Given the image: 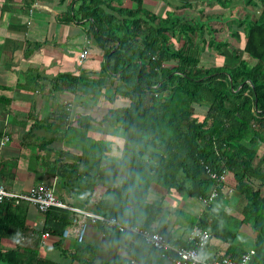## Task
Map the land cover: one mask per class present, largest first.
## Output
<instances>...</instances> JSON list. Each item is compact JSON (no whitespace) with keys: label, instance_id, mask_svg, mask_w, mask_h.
I'll return each instance as SVG.
<instances>
[{"label":"trees","instance_id":"16d2710c","mask_svg":"<svg viewBox=\"0 0 264 264\" xmlns=\"http://www.w3.org/2000/svg\"><path fill=\"white\" fill-rule=\"evenodd\" d=\"M132 2L135 8L115 6L111 0H80L72 11L77 20L88 21L87 35L93 37L96 52L103 55L98 77L89 80L87 86L96 88L102 75L108 77L104 85L115 80L116 85H108L112 105L102 108L99 118L87 112L68 117V110H63L53 117L57 122L53 127L46 120L43 124L34 120V126L55 134L39 147L58 139L65 148L50 146L52 156L64 155L65 161V156L71 160H46L35 154V144L26 169L41 176L34 166L45 161L47 177L55 178L56 185L66 186L72 198L82 194L91 202L92 211L160 232L166 239L165 227L152 224L163 211L161 199L151 198L149 191L160 187L165 192H183L200 203L215 186L216 196L207 206L200 203L198 216L182 209L176 214L207 229L210 239L224 244L222 254L234 260L247 250L236 244L240 226L247 225L253 234L248 264H264V0H245L255 7L248 10L250 18L248 12L237 13V18L230 12L231 20L224 21L227 28L234 23L230 35L241 41L239 49L244 57L233 53L234 64L225 60L209 66L201 65L196 40L190 35L196 33L198 41L212 47L220 57L228 43L214 37V24L198 22L194 9L189 10L190 23L175 16L177 8L188 7L190 2L165 10L160 17L149 14L141 0ZM57 77L70 91L77 89L82 79L70 73ZM91 122L109 125L114 130L112 135L105 132L110 141L93 137ZM70 145L77 146V153L71 154ZM108 161L123 175L116 181V177L111 179L113 182L98 189L95 196L94 176ZM204 166L214 172L224 171L225 180L220 183L208 178ZM81 178L88 179L91 187L81 188ZM22 202L26 201L15 205L0 202V234L18 238L30 231L24 223L26 205ZM42 213L44 224L33 232L35 239L42 231L60 236L70 222V213L63 208L50 207ZM93 224L106 235L108 243L123 247L126 254L106 257L97 254L99 246L79 243L67 264H129L131 259L139 264H164L159 253L138 235ZM180 244L192 245L188 241ZM207 247L202 250L204 255L208 254ZM0 264L64 263L36 256L34 251L23 255L17 248H3Z\"/></svg>","mask_w":264,"mask_h":264},{"label":"crops","instance_id":"0c3cea01","mask_svg":"<svg viewBox=\"0 0 264 264\" xmlns=\"http://www.w3.org/2000/svg\"><path fill=\"white\" fill-rule=\"evenodd\" d=\"M187 1L191 3L186 7V10H189L194 0H169L168 2L147 0L146 3L141 0V5L143 2L155 13L158 11L157 6L164 12L177 6L180 7ZM216 1L218 2H215V5L224 7L221 11L226 7L230 9L233 7L229 5V2L225 3L226 0ZM79 2L80 0H31L29 2L26 0H0V140L4 135L8 136V139L0 144V181L12 191H25L29 185L37 183L28 180L34 174L26 169L27 157L33 153L35 144H37L35 154L37 153L45 159L47 156H52L53 152L50 151V146L65 148L63 142L58 139L53 140L49 145L45 144L44 148L39 147V143L55 134L47 132L42 126H34L33 123L36 121L43 124L46 120V123L53 127L57 123L56 120H52L53 117L63 110H68V117L84 114L85 112H81V110L92 106V101L96 97H93L94 92L98 95H109L111 87L108 85H116L115 80H112V84L104 85L108 77L102 75V82L96 88L87 86L92 77H98L97 71L102 64L103 55L101 52L96 54L89 52L90 45H94V41L91 35H87L88 21L77 20V16H73L72 13ZM111 3L115 6L132 7L134 5L132 0H111ZM203 3H205L206 10L204 8L194 10L196 13L203 12L207 17L206 13L211 11L208 7L211 9L214 7L211 6L213 4L210 3V0H204ZM237 6L235 5L234 8ZM189 15L191 16V14ZM219 19L220 16L212 21L216 22ZM82 48L87 49V54L79 60ZM90 57L93 58L89 59ZM60 73H70L82 77L76 85L77 89L70 91V87L68 88L65 83L58 80L57 76ZM98 98L99 96H97ZM110 100L113 101V98ZM112 101L109 106L104 105V107H110ZM26 132L29 136L25 137L27 140L24 139ZM24 140L29 144L24 145ZM67 148L72 155L78 151L73 146ZM37 163L34 167L37 171L42 172V181L52 183L50 177H47L48 170L45 168L47 166L45 161L42 163L37 161ZM40 165L44 166V169ZM109 165L108 162L98 170L101 177L98 180L94 179L97 182V185L94 186L97 188V192L93 193L95 196L99 195L98 189L101 190L113 182L111 179L116 177L114 180L116 181L120 175H123L122 172L118 174L114 164ZM103 171L105 173H101ZM109 172L112 174L108 177ZM54 186L56 190V182ZM151 193L155 198L161 199L163 209L159 220L153 221V226L163 225L168 232V240L172 244L181 245V242H187L186 236L193 224L182 215H177L176 211L182 209L198 216L202 209L198 200L195 199V202L186 200L184 204V199L187 196L183 192H165L160 187L153 188ZM56 195L72 204L70 194L56 193ZM24 203L26 205L24 223L30 231L25 236L24 234L22 237L20 236L21 238L0 234V249L17 248L23 255L34 251L36 256L40 250H48L46 253L49 252L48 254L53 256L54 260L64 264L68 263L69 254L79 243L99 246L97 254L102 253L106 257L113 254H126L123 247L108 243L106 235L93 223H87L80 240L75 238L70 222L64 226V229H69L66 235H63V229L60 236L50 234L41 240L39 234L35 239L33 232L43 226L45 218L35 206L27 202H22L21 205L24 206ZM84 203L86 208L79 207L92 211L91 202L85 200ZM0 209H2L1 206ZM240 229H242L243 235L245 234L252 240L253 234L247 225H241ZM207 246L206 251L210 255L224 250V244L216 238H211ZM129 264L139 263L131 259ZM164 264H167L165 260Z\"/></svg>","mask_w":264,"mask_h":264},{"label":"built area","instance_id":"2783aa9c","mask_svg":"<svg viewBox=\"0 0 264 264\" xmlns=\"http://www.w3.org/2000/svg\"><path fill=\"white\" fill-rule=\"evenodd\" d=\"M87 54V49L82 48L79 53V60L84 58ZM8 139L7 135H4L0 144H3ZM204 172L208 178L213 179L216 182H223L225 180V173H220L210 170L207 166H204ZM231 189H229L230 191ZM216 188L212 187L206 197L200 198L202 206H207L212 199L216 196ZM12 201V205L19 203L20 201H26L35 208L44 212L50 207L63 208L70 213V225L74 231L76 239L80 240L83 236L87 223H99L107 227H116L120 232H128L141 237L145 243L149 244L155 251L159 253L167 264H248L253 250L248 249L240 254V256L234 260L231 257L224 256L222 252H216L212 255L203 254L202 250L208 245L210 240L209 231L205 228L193 225L187 233L186 240L192 243L191 246H182L178 244H172L164 235L157 231H150L147 228L139 227L135 224L121 223L115 217L106 216L94 211L81 208L79 206L70 204L59 198L54 191V182L52 183H35L30 185L25 191L15 192L7 189L3 182L0 181V202ZM68 228L63 230V235H66ZM50 236L47 231L40 233V239Z\"/></svg>","mask_w":264,"mask_h":264},{"label":"rangeland","instance_id":"374dc122","mask_svg":"<svg viewBox=\"0 0 264 264\" xmlns=\"http://www.w3.org/2000/svg\"><path fill=\"white\" fill-rule=\"evenodd\" d=\"M161 1H167L168 2L169 0H161ZM203 1L204 0H202V1H198V0L196 1V0H194V2L191 5V8H193L195 10L200 9V8H204L205 3H203ZM143 2L146 3L147 0H143ZM143 2H142V6L144 7L145 10H147V9L149 10V11H147L149 14H154V15H156L158 17L164 16L163 11L159 9V6L156 7V9L158 11L155 12V13H153L151 7L146 6L145 4H143ZM215 2H218V1H216V0H210V3L213 4V5H211V6L214 7L213 9L209 8L208 6H206V7H208L209 10H211L209 13H206L207 17H205V14L203 12L196 13V14L193 15V17L195 19H197L198 22H199V19H201V20H204L205 23L214 24V26H216V28H217V31L214 33V37L216 39L217 38L218 39L219 38H224L227 41V43H228V47L223 48L224 56L223 57H220V56H218L216 54L215 50L212 47H209L208 45H206V44L201 43L200 41H198V39H197L198 36L196 35V33L191 34L190 35L191 38L194 39V40H196V43H197L196 48L198 49V55H199L198 57L200 59L201 65H203V66H209L211 63L212 64L213 63L214 64H222V62H225V60L227 62L231 63V64H234L236 61L234 60V57L232 56L233 53H239L241 58L244 57V54L239 49V45H241V41L240 40H235L230 35L231 29L233 30L235 28L234 23H231L230 22L229 23V26L227 28V26L224 25V21H226L227 19H230L231 20V17L228 14L230 12H231L233 18H237V13L243 15L244 13H247L248 10L250 11V10H253L255 8L253 5L247 4L245 2V0H226L225 3L229 2L230 3L229 5H232L233 7L231 9L228 8V7H226L224 10L221 11V9H223L224 7L215 5ZM257 3L260 5V1H257ZM235 5H238V6L236 8H234ZM123 6H125V5H123ZM132 7L135 8V5H133ZM191 8H189V10ZM186 9H187L186 7L176 9L175 16H178V17L184 19L186 22H189L190 23V15L189 14H191V13H190L189 10H186ZM197 12H199V11H197ZM140 14H142V12ZM219 16H220L219 21H217L216 23H212L214 21L213 19L214 18H217ZM250 17H251V15L249 13L248 14V18H250ZM204 34L206 35V33H204ZM96 50L97 49H96L95 45H90L89 52H91L92 54L93 53L96 54L97 53ZM93 57L95 58V55H93ZM93 57H90L89 59H92ZM90 80L93 82L96 79L92 77ZM106 92L108 93V91H106ZM110 94H111V90L109 92V95L108 94H101V95H98L97 94L96 95V93H93V95H95L96 97L92 101V103H93L92 106L90 108L87 107V108L81 110V112H87L89 114H92L93 117L99 118L100 117V114L104 111V109H102L104 107V105L109 106L111 104V100H110V97H109ZM97 96H99L98 99H97ZM105 132L107 134H109V135L114 134V130L109 125H107L106 123H103V124H98V123H94V122H91L90 123V134H92L93 137H96L98 139H103V140H105V139H108L109 140V138H106L107 136L105 135ZM117 132H118V130H117ZM70 146H73L75 148L77 147L75 145H70ZM63 156L62 155L61 156H58V155L55 156V154H54L51 157L47 156V159L51 160V158L55 157L56 158L55 159L56 161L57 160H63V161H65V159L62 158ZM65 158L67 159L65 162H70L71 159H69L66 156H65ZM56 161H55V163H56ZM110 164L113 165L112 163H110ZM45 168H48V167L45 166ZM101 173H105V171H103ZM109 174H112V173L109 172ZM100 177H101L100 174H98V175L94 176V179L95 180H98V179H100ZM42 179H43V176L42 175L40 176V175H38L36 173V174L32 175V178L30 177L28 180L35 182V181H39V180H42ZM50 180L52 182L54 181V183H55V179L53 177L50 178ZM87 180L88 179H86V178L79 179V184L81 185V188L82 187H87V188H90L91 187V183L87 182ZM56 187L57 188L55 190V186H54V190L58 194L59 193L60 194L61 193L68 194L67 192H69V190H68V188L66 186H63L62 187L61 185H56ZM74 187H75V185H74ZM263 188H264V186H263ZM173 192H176V191H173ZM180 195H181V193H180ZM149 196L151 198L153 197V194L151 193V191H149ZM181 196L184 197V195H181ZM84 199L85 198H84V196L82 194H76L73 198L70 199V201L73 204L75 203L76 205H79L81 207H85L86 208V206L84 205L85 204L84 203V201H85ZM178 199H180V197H178ZM186 200H189L191 202H195V198L185 197L184 204H185V201ZM236 244L239 245V246H241V247H243L244 249H246L247 247H250L252 245V240L249 239L245 234L243 235V231H242V229H240L239 230V235L236 238ZM46 251H48V250H42V251L40 250L38 252V255L39 256H46V257H49V258L53 259V256H50L48 254L49 252L46 253ZM43 253H45V254H43Z\"/></svg>","mask_w":264,"mask_h":264}]
</instances>
